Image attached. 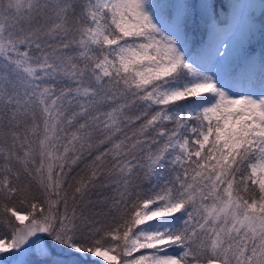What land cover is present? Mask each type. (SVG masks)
<instances>
[{
	"label": "snow or ice",
	"instance_id": "6c2138e0",
	"mask_svg": "<svg viewBox=\"0 0 264 264\" xmlns=\"http://www.w3.org/2000/svg\"><path fill=\"white\" fill-rule=\"evenodd\" d=\"M0 264H264V0H0Z\"/></svg>",
	"mask_w": 264,
	"mask_h": 264
}]
</instances>
